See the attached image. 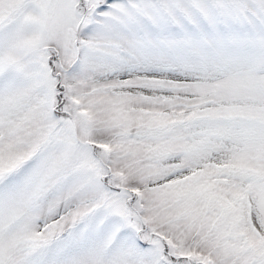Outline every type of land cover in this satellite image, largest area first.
<instances>
[{"label":"snow or ice","instance_id":"obj_1","mask_svg":"<svg viewBox=\"0 0 264 264\" xmlns=\"http://www.w3.org/2000/svg\"><path fill=\"white\" fill-rule=\"evenodd\" d=\"M0 264H264V0H0Z\"/></svg>","mask_w":264,"mask_h":264}]
</instances>
